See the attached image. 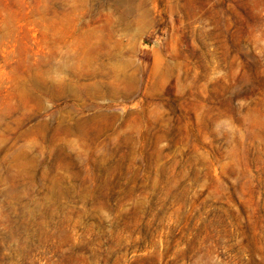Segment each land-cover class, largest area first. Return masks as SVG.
Returning <instances> with one entry per match:
<instances>
[{
	"label": "rangeland",
	"instance_id": "obj_1",
	"mask_svg": "<svg viewBox=\"0 0 264 264\" xmlns=\"http://www.w3.org/2000/svg\"><path fill=\"white\" fill-rule=\"evenodd\" d=\"M0 264H264V0H0Z\"/></svg>",
	"mask_w": 264,
	"mask_h": 264
}]
</instances>
